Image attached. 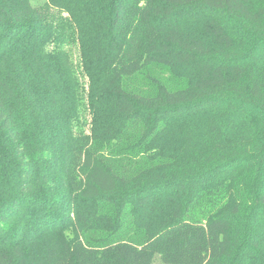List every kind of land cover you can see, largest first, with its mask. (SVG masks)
<instances>
[{
	"label": "trees",
	"instance_id": "16d2710c",
	"mask_svg": "<svg viewBox=\"0 0 264 264\" xmlns=\"http://www.w3.org/2000/svg\"><path fill=\"white\" fill-rule=\"evenodd\" d=\"M264 264V0H0V264Z\"/></svg>",
	"mask_w": 264,
	"mask_h": 264
},
{
	"label": "rangeland",
	"instance_id": "374dc122",
	"mask_svg": "<svg viewBox=\"0 0 264 264\" xmlns=\"http://www.w3.org/2000/svg\"><path fill=\"white\" fill-rule=\"evenodd\" d=\"M41 1L43 0H35V2H41ZM152 264H164V263H161L158 259H155Z\"/></svg>",
	"mask_w": 264,
	"mask_h": 264
}]
</instances>
